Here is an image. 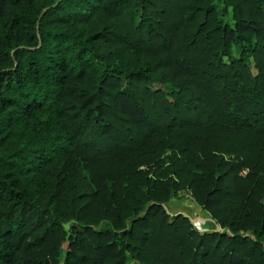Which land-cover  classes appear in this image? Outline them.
<instances>
[{
	"label": "trees",
	"instance_id": "trees-1",
	"mask_svg": "<svg viewBox=\"0 0 264 264\" xmlns=\"http://www.w3.org/2000/svg\"><path fill=\"white\" fill-rule=\"evenodd\" d=\"M0 264H264V0H0Z\"/></svg>",
	"mask_w": 264,
	"mask_h": 264
},
{
	"label": "rangeland",
	"instance_id": "rangeland-1",
	"mask_svg": "<svg viewBox=\"0 0 264 264\" xmlns=\"http://www.w3.org/2000/svg\"><path fill=\"white\" fill-rule=\"evenodd\" d=\"M152 88L160 87L159 84L154 83L151 85ZM164 210L168 214H182L187 217L189 221L192 223L195 229L200 232H210L218 230V226L210 219L207 212H205L201 207L196 205L191 198L189 197L188 192L186 191H178L176 194V198L171 199L164 204H162ZM66 243L62 244V251H64ZM62 253L60 254V258Z\"/></svg>",
	"mask_w": 264,
	"mask_h": 264
}]
</instances>
